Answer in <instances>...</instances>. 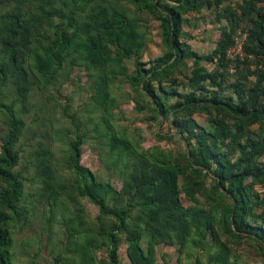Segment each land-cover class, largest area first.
I'll return each mask as SVG.
<instances>
[{"label":"rangeland","instance_id":"obj_1","mask_svg":"<svg viewBox=\"0 0 264 264\" xmlns=\"http://www.w3.org/2000/svg\"><path fill=\"white\" fill-rule=\"evenodd\" d=\"M174 2L159 0L157 11L167 12ZM242 2L225 0L219 6L184 11L179 41L185 55L179 58V52L172 54L168 58L169 75L161 78L158 74L150 82L166 106L194 100L187 112L192 111V118L203 127L208 126L210 115H227L234 131L240 119L216 106L209 108L205 99L216 94L237 102L229 84L244 80L242 74L249 69L264 70V50L262 54L252 53L249 38L245 51L233 54L239 58L228 62L226 69L215 57L221 28L227 24L219 14L225 8L236 9ZM259 5H264V0ZM15 8L30 20L31 29L23 52L27 69L24 99L12 78L0 87V101L13 102L24 121L15 148L20 156L16 169L24 177L28 212L24 219L10 224L13 263L106 264L98 230V207L78 188L66 162L68 143L79 133L84 138L80 163L91 169L99 181H107L116 189L118 195L107 198L112 206L120 207L130 200L131 215L142 216L144 186L134 168L145 164L178 169L181 205L202 208L209 215L188 217L185 228L164 231L163 224L156 223V234L143 229L138 242L149 254L150 264H221V258L229 264H264V250L257 239L246 228H237L233 215H229L231 225L221 219L223 206L232 208L231 188L217 185L216 173L197 162L193 154L196 142L173 123L172 111L168 116L161 114L142 83L131 82L136 62L148 68L166 52L159 13L138 8L134 0H5L0 3V14ZM236 22L234 37L237 31L246 32L251 26L242 15ZM64 29L72 37L61 64L56 61L40 71L37 59L44 58L55 31ZM86 36L95 40L98 59H86L78 50L80 37ZM246 52H251L248 58ZM6 61L0 38V62ZM196 64L207 71L223 72L222 87L207 86L203 90L194 86L190 76ZM254 80V75H249L245 83L251 86ZM2 120L0 113V146ZM244 128L260 133L264 122H251ZM219 145L230 159L237 158L238 152L230 144ZM259 161L264 163V157ZM44 169L51 170L50 181L45 179ZM260 178L261 181H246L251 202L241 220L264 226V176ZM2 186L0 181V189ZM130 233L131 227L120 235L119 264H133Z\"/></svg>","mask_w":264,"mask_h":264},{"label":"trees","instance_id":"obj_2","mask_svg":"<svg viewBox=\"0 0 264 264\" xmlns=\"http://www.w3.org/2000/svg\"><path fill=\"white\" fill-rule=\"evenodd\" d=\"M3 1L5 0H0V3ZM134 1L140 9H146L153 13L158 12L159 0ZM174 1L168 6L167 12H158L166 52L157 57L154 60L155 64L148 68H141L140 63L136 62L135 74L132 76L131 82L133 84L142 83V87L153 96L154 104L161 114L168 116L169 112L172 111L173 123L179 127L180 131L186 133L188 139H194L196 142L193 154L196 155L197 162L202 167L211 169L216 173L217 185L231 188L232 208L228 209L226 205L223 206L222 221L231 225L229 215H233L234 225L237 228H246L264 250V226L241 220L244 209L249 207L251 202L249 185L246 181L248 179L253 182L261 181L260 177L264 176V163L259 161L260 157H264V128L260 133L244 128L245 124L251 122H264V70L248 68V73L242 74L244 80L238 79L229 84L238 97L237 102H234L232 98L223 100L216 94L205 99L208 106L221 108L231 116L240 119L238 124L234 125V131L227 122V115H210L207 127L199 125L192 118V111L187 112L194 106L192 99L166 106L161 98L157 97L150 82L158 74L161 75V78L163 75L164 77L169 75L171 64L168 63V58L172 54L176 55L179 52V58L185 55L179 41L183 34L182 13L189 10H199L203 7L219 6L225 0ZM261 1L243 0L236 9L225 8V12L219 14L227 21V24L221 28L222 38L217 42L215 52V57L218 58V63L222 69L227 68L228 62L239 58V56H227V50L233 44L235 26L237 25L236 19L239 15L248 18L251 23L248 31L246 30L244 51L246 41L249 38L247 44L251 43L250 51L255 54H262L264 50V5H259ZM30 29V20L26 18L20 8L0 14V38L7 58L5 63L0 62V87L7 85L8 80L12 78V83L22 99L26 93L24 83L27 77L23 52L28 45ZM55 34V38L44 50V58L37 59V67L42 72L45 71V66H52L56 61L57 65H60L63 53L70 47L72 35L67 29L61 32L55 31ZM77 46L79 51H83V56L86 59H98L96 42L91 36L80 37ZM245 54L248 58L251 52ZM249 75L255 77L251 86L245 83V79ZM161 78L158 80V87H161ZM190 80L197 88L207 90V86L221 88L225 77L219 69L207 71L196 64L191 70ZM183 111H186L185 114L179 116ZM0 113L3 115V136L0 146V181L3 183L0 189V264H14L10 224L24 219L28 212L24 202V177L16 169L20 156L15 148L16 141L22 133L24 121L19 117L13 102L0 101ZM209 113L211 114V112ZM72 122L74 127L78 129L79 125L74 119ZM83 141V135L79 133H76L69 141L66 162L75 176V183L78 188L98 207V219L101 225L98 230L102 236V245L105 246L106 264H119L117 252L119 238L130 227L131 233L128 236L131 241L129 254L132 263L150 264L149 254L143 252L138 242L143 229L146 228V230L156 234V223H162L165 227L164 231H166L170 228H185L188 217L196 219L209 216L202 208L181 205L178 191V169L153 168L147 167L148 165L145 164L134 168L137 172V178L143 182L142 186H144V196L141 203L142 216L134 218L131 215L133 204L130 200L120 207L112 206L107 198L118 195L116 189L107 181H99L91 169L80 163ZM223 143L230 144L238 152L235 160L230 159L219 150V144ZM43 175L47 181L52 178L50 169H44ZM132 220L135 222L131 223ZM102 222L105 223L102 224ZM106 222H108L107 225ZM220 262L221 264H229L223 258Z\"/></svg>","mask_w":264,"mask_h":264},{"label":"built area","instance_id":"obj_3","mask_svg":"<svg viewBox=\"0 0 264 264\" xmlns=\"http://www.w3.org/2000/svg\"><path fill=\"white\" fill-rule=\"evenodd\" d=\"M246 32L237 31L236 36H233V44L227 50V56L233 57V54H242L244 52Z\"/></svg>","mask_w":264,"mask_h":264}]
</instances>
